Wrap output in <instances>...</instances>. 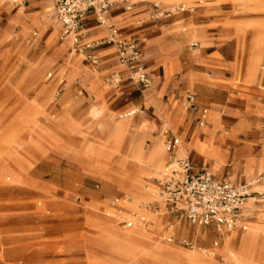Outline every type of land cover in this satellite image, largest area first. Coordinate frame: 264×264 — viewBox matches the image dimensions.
I'll list each match as a JSON object with an SVG mask.
<instances>
[{
	"label": "rangeland",
	"instance_id": "1",
	"mask_svg": "<svg viewBox=\"0 0 264 264\" xmlns=\"http://www.w3.org/2000/svg\"><path fill=\"white\" fill-rule=\"evenodd\" d=\"M47 1L0 0V264H41L43 260L52 264H95L105 260L99 223L108 220L105 226L127 233L133 225L146 230L155 226L157 216L163 223L159 245L174 247L185 254L215 250L216 262L227 264L228 256L218 251L224 235L211 226L180 221L170 215L160 195L137 199L112 181L113 177L105 175L100 159L89 151L95 137L91 127L92 111L101 109L105 115L136 109L142 113L141 131L151 133L145 145L152 146L159 135L165 137L167 145L169 130L179 134L178 126L197 106V86H206L222 98L238 100L244 107L230 123L241 125V134L247 136L255 130L264 132V0H125V10L130 7L126 11L133 18L130 24L138 28L136 33L149 36L148 25L161 26L163 42L157 48L158 53L183 57L184 62L177 57L171 64V75L179 82L177 86L182 83L187 86L182 80L185 68L193 72L195 88L188 86L180 96H171L170 104L169 76L164 75L157 62H150L147 49L144 48V62L152 78L148 88L135 87L128 81L126 72L122 73L120 85L112 82L113 73L124 70L120 65L112 64L114 61L119 64L114 45L98 53L101 57L98 64L88 61L90 50L87 45L99 42L109 34L106 27H98L96 23L90 24L96 30L95 35L84 31L85 37L78 45L74 36L66 43L67 39L61 40V24L50 20L48 11L37 6L25 22L16 21L11 27L12 38L18 43L12 52L8 51L9 42L1 30L16 14L9 12L7 7L41 5ZM120 20L111 17L118 30L124 32L127 25L121 26ZM37 23L46 26L47 32L43 33ZM24 33L30 37L27 43L21 42ZM7 51L18 62L25 56L33 60L42 58L43 64L51 61L47 72L51 71L53 76L46 79V72L43 81L36 83L29 75L16 73L6 65ZM194 51L198 57L188 58ZM256 56L262 58L257 63L256 77H251V61ZM153 73L159 76L158 80ZM70 76L73 77L67 82ZM153 82L155 89L150 93ZM46 86H50L49 92L42 95L41 89ZM131 91H139L141 103L124 111L121 102ZM189 96L194 97L192 105ZM151 98L169 116V126L161 116L147 108ZM205 110L211 116V109ZM205 110L199 118L201 122L205 120ZM224 110L215 117L217 122L212 131L205 130L213 136L207 142L210 146L215 145L217 132H226L221 126L228 118L223 114ZM39 124L42 129L36 134ZM200 126L202 130L205 127ZM187 136L188 133L182 138ZM105 141L104 135L101 143ZM245 143L249 145L247 157L252 158L253 165L264 162V141ZM221 146L232 148L226 141ZM117 160L118 156H115L113 163ZM167 161L168 158L165 164ZM203 168L216 174L208 167ZM253 168L251 174L246 170L247 178L260 179L264 175V165ZM157 175L151 173L144 184L148 189L156 187L160 192L154 181ZM109 184L114 186L112 192L106 190ZM259 185L254 188L260 190ZM108 199L116 214L110 219L106 216ZM155 201L160 204L158 210L148 205ZM256 206V211L248 210V229L235 230L238 237L235 248L251 231L253 223L260 221L264 225V218H260V214L264 215V202H258ZM134 212L140 213L139 217L146 216L150 222L137 221ZM184 225L193 233L181 234ZM197 227L200 233L196 232ZM212 230L208 239L203 237ZM233 233L227 234L235 235ZM124 248L121 243L113 244L111 250L116 256L105 264H190L188 260L170 254L163 260V255H156L155 247L146 243ZM123 252H127L126 260L121 256ZM259 264H264V258Z\"/></svg>",
	"mask_w": 264,
	"mask_h": 264
},
{
	"label": "bare ground",
	"instance_id": "2",
	"mask_svg": "<svg viewBox=\"0 0 264 264\" xmlns=\"http://www.w3.org/2000/svg\"><path fill=\"white\" fill-rule=\"evenodd\" d=\"M1 4V3H0ZM122 4H125L123 0H117L110 13L116 12L117 8L121 6ZM2 6V4L0 5ZM44 8L48 11V17L50 20L57 24H61L59 21L56 12L53 11V7H55L54 0H48L47 3L41 4V5H30L27 7L21 6V7H12L8 6L7 10L9 12H15L16 17L11 20L5 28L1 30V33L4 35L7 42H9V50L12 52L16 46L18 41L14 40L12 38L11 34V27L16 21L25 22L30 16L33 15L34 9L36 7ZM11 7V8H10ZM17 10V11H14ZM43 30V33L47 32V27L42 26L39 23H37ZM93 24V23H91ZM85 31L91 32L93 35L96 34L95 28H87ZM44 36V34H43ZM73 35L68 36L67 42L70 43V40L72 39ZM21 42H28L30 41V37L27 33H24L21 37ZM44 38V37H43ZM74 39V38H73ZM40 40V39H39ZM147 58H150V52L152 49H155L158 45V39L156 37L148 38L147 40ZM111 46L107 45L105 47V51L109 49ZM7 51L6 58V65L8 67H11L15 69L16 73H25L29 75V77L35 81L36 83L43 81L45 78V73L51 68L49 67V62L43 64L42 58L33 60V59H27L28 57L25 56L16 61L13 59V56L11 57L10 53ZM104 52V51H103ZM190 57L193 59L197 58V54L195 51L193 54H190ZM145 58V57H144ZM143 58V61H144ZM177 58V57H176ZM174 58L169 62V55H162L160 54L159 57L156 58L157 63L162 67L164 75L168 77L172 73V66L171 64L176 60ZM261 56H256L251 61L250 66V76L257 75L258 72V65L257 63L261 60ZM18 62V63H17ZM120 65V64H119ZM121 66V65H120ZM123 69L124 67L121 66ZM75 75V74H74ZM53 76V73L51 71L47 72L46 79H49ZM73 76L67 77V82L71 81V78ZM59 79V76L56 77V79ZM91 78V76H90ZM182 80L183 82H186L189 87L195 88L193 86V72L191 70L189 71H183L182 72ZM50 86L42 87L41 94L44 95L49 92ZM155 89V84L153 83L152 89L150 90V93H153V90ZM150 111L155 112L159 116L162 117L164 120V123L169 126V116H166L165 113H163L160 105L158 102H156L155 99L151 98L148 101V107ZM208 110H205V114H203V120L201 122V125L205 126L206 122L209 124H215L217 120L215 119V115L213 112L210 114H207ZM93 120L91 123V127L94 130V138L92 140V144L90 145V153L97 156L98 159H100L99 163L104 167L106 170V176L107 177H113L112 181L117 183L123 190L129 191L132 193V195L137 198H147V197H158L159 190L156 187H153L151 189H148L145 184L144 180L147 176H151V173H159L165 164L166 159L169 156V150L167 149V145H165V137L163 135H159L155 138L154 144L150 147H147L145 145V141L147 138L151 137V133L148 130L141 131V123H142V113H139L136 109H130L123 114H117V113H107L104 115V111L102 112L101 109H94L92 111ZM41 125H37L36 134H39L41 131ZM201 131H199L196 135V139L201 136ZM35 134V135H36ZM106 136L105 143H101L103 141V136ZM36 139V138H35ZM166 146V147H165ZM193 145L191 143L184 142L183 146L179 149L178 153L180 156H190L191 152L193 150ZM209 155L211 158L217 160L218 159V152H209ZM115 156H118V160L113 163V158ZM264 162L259 163V166H263ZM248 172L251 174L253 172L254 168H252L250 165L247 166ZM114 174V175H113ZM229 181L235 183L234 180ZM258 179L250 178L241 180V184L245 183H253L255 186L257 185ZM260 186V185H259ZM114 186L112 184L106 186V190L108 192L113 191ZM108 208L109 212L106 214L108 219L114 215L115 217V209L114 207L110 208V200L108 199ZM257 200L255 198L250 199L245 207L248 210L256 211L257 209ZM259 211V210H258ZM261 211V210H260ZM113 217V219H114ZM260 218L263 219L264 215L260 214ZM163 221V220H162ZM104 224L108 225V220H104L103 222L99 223L98 228L101 230V236L102 240H104V248H103V257L105 260H98L95 264H105L110 262L114 259L116 254L112 252L111 246L116 243H121L125 246L124 249H126L129 246L138 245L139 243H146L150 244L152 247H155L156 255H163L162 259H167L170 255H174L177 257H180L181 259H186L190 264H218L214 258L216 256L215 250H212L210 252H207L206 249H204L203 253L195 252L191 254H185L174 247H164L162 245H159L158 243V237H159V231L162 229V222L161 217L157 216L155 221V226H152L149 229H144L143 227L139 225H133V228L131 231L127 233H121L113 229L112 226H105ZM161 229V230H160ZM214 229V228H213ZM181 230V231H180ZM180 233L183 235L186 234H192L193 230H189L186 225L184 227H181ZM215 230V229H214ZM207 231L203 234L204 238H209L210 235L213 233V231ZM196 232L200 233V229L197 227ZM236 232L234 231L233 234ZM237 235H231L228 236L227 233L224 234L222 237V246L218 251H220L222 254H225L228 256V263L227 264H259L262 258H264V225L263 222H257L253 223L252 229L250 232L245 234L239 241L238 247L235 248ZM2 249V245L0 244V250ZM202 249L199 247V250ZM234 250V251H233ZM126 251V250H125ZM236 251V252H235ZM127 252L121 253L123 256L122 258L126 260L128 258ZM237 253V254H236ZM205 255V256H204ZM234 257V258H233ZM41 264H52L48 261H42Z\"/></svg>",
	"mask_w": 264,
	"mask_h": 264
},
{
	"label": "built area",
	"instance_id": "3",
	"mask_svg": "<svg viewBox=\"0 0 264 264\" xmlns=\"http://www.w3.org/2000/svg\"><path fill=\"white\" fill-rule=\"evenodd\" d=\"M117 0H54L55 12L61 22V40L74 36L75 44L84 38L88 20L109 30L108 36L87 45L90 50L88 61L98 64L99 51L107 45L116 47L119 64L124 70L113 73L111 80L116 85L122 82L123 72L135 87L148 88L152 84L151 74L143 61L147 37L137 36L118 30L111 21V9ZM26 0H24V3ZM125 2V0H123ZM127 11L130 7L126 8ZM193 103L194 97L189 96ZM185 140L178 134L167 139L168 161L154 178L160 189L159 195L170 215L193 224L211 226L221 236L235 230H247L248 211L246 203L255 198L264 202V175L255 184L233 183L209 172L206 168H197L190 156H180L178 151ZM150 208H160L158 201L148 204ZM137 221L147 224L150 220L140 213H133ZM217 246L218 244L215 243Z\"/></svg>",
	"mask_w": 264,
	"mask_h": 264
},
{
	"label": "crops",
	"instance_id": "4",
	"mask_svg": "<svg viewBox=\"0 0 264 264\" xmlns=\"http://www.w3.org/2000/svg\"><path fill=\"white\" fill-rule=\"evenodd\" d=\"M125 4H122L119 6L116 10V12L111 13L112 18H121L119 21V24L121 26H126L127 28H124V32H130L137 36H145L148 38L156 37L158 39V45L155 49H152L150 52V62L156 63V58L160 56V54L157 51V48L162 45L163 42V30L161 26L159 25H148L149 27V36L148 34L141 35L139 33H136L138 31V28L130 24V21L133 19L129 13L125 10ZM91 23H96L95 20H88L86 22L87 28H91ZM98 27H102L100 25H97ZM86 28V29H87ZM171 28L169 27V46L172 44L171 36H170ZM91 32H89L90 34ZM85 37V36H84ZM179 42V41H178ZM181 42V41H180ZM180 46V45H179ZM147 47V43L145 45V49ZM105 51V48H102L99 53ZM145 54V53H144ZM99 56V54H98ZM188 58L192 59L191 57ZM100 57V56H99ZM180 58L181 61L184 62L183 57L179 54H170L169 53V62L173 60L174 58ZM101 58V57H100ZM112 64L119 66L118 62L114 61ZM146 64V63H145ZM121 67V66H120ZM184 68V67H183ZM122 71V70H120ZM184 71H189V69L185 68ZM154 78L157 80L159 79V76L156 74H152ZM87 77V76H86ZM154 83V82H153ZM177 79H174V77L170 74L169 75V82L167 84V91L169 90V104H170V98L171 96L178 95L186 90L188 87L185 85V83H182L180 86H177ZM197 90L199 93L198 97V104L194 108L193 111L187 114L185 117L183 123L179 127V136L183 137L186 133H188L187 138H183L187 143H191L193 146V150L191 152V159L193 162L197 165V168H203L208 167L209 169L216 172L215 175L220 176V178L223 179H230L234 180L235 182L240 183L241 180L246 179V170L247 166L258 167L259 164L253 165V161L251 160V157H247V151L249 148V145L245 143V141L248 142H255L259 140L264 141V132L261 131H251L247 136L241 134L242 127L241 125L236 124H230L232 122V119L234 116H236L240 111H243L244 107L241 106L238 100L233 99H225L222 98L220 95H216L215 92H212L208 87L206 86H197ZM126 98L121 102V108L126 111L130 109L131 107L139 106L141 103V96L139 91H131L126 94ZM207 107V108H206ZM211 109V111L214 113L215 117L221 113L222 110L223 114L227 115L228 118L221 124L226 130V132L219 131L214 135V144L210 146V143L207 144L208 141H211L213 136L210 133H207L205 130L209 129V131H212L214 124H207L203 130L201 128V121H199V118L202 114L203 109ZM201 131V136L197 139L195 138L197 133ZM171 134H174V130H169V136ZM262 138V139H261ZM228 142L232 145V148L230 149H224L221 146L222 142ZM241 142V143H240ZM218 152V159L215 160L210 157L209 152ZM229 181V180H228Z\"/></svg>",
	"mask_w": 264,
	"mask_h": 264
}]
</instances>
